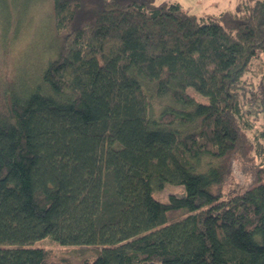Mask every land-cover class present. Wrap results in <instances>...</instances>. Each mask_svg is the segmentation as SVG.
<instances>
[{
    "label": "trees",
    "instance_id": "trees-1",
    "mask_svg": "<svg viewBox=\"0 0 264 264\" xmlns=\"http://www.w3.org/2000/svg\"><path fill=\"white\" fill-rule=\"evenodd\" d=\"M45 4L0 78V264H66L47 238L102 247L77 264H264V0H0L1 42Z\"/></svg>",
    "mask_w": 264,
    "mask_h": 264
},
{
    "label": "rangeland",
    "instance_id": "rangeland-1",
    "mask_svg": "<svg viewBox=\"0 0 264 264\" xmlns=\"http://www.w3.org/2000/svg\"><path fill=\"white\" fill-rule=\"evenodd\" d=\"M48 0H46L47 2ZM179 2L185 9L191 13L200 16L217 15L226 9H234L237 5V0H155V4H161L163 2ZM49 15V6L38 7L33 11L27 26L22 27L21 33L17 38H13V32L9 34V41L2 43L0 40V78L4 79V82L8 80L10 76H14L19 65L23 62V55L29 42L35 41L36 36L43 30L42 24H45V19ZM1 36V34H0ZM15 37V36H14ZM36 55V53H35ZM193 92V91H191ZM200 101L205 99L199 94H195ZM264 130V124L258 122L255 125L253 135L260 136V132ZM263 144L264 139H259ZM262 149V148H259ZM264 162V151L261 156L254 155V163L256 165ZM235 172L228 181V184L224 189L240 187L243 184H248L251 181L249 172L250 165H242L239 162L236 163ZM183 188L178 186H167L163 191L156 194V196L162 200L167 201L170 195H182ZM186 211H172L169 213V221H177L186 216ZM38 246L43 247L51 252L53 260L65 262L66 264H77L85 259L93 260L101 251L100 246H61L54 242L51 238L37 243Z\"/></svg>",
    "mask_w": 264,
    "mask_h": 264
}]
</instances>
